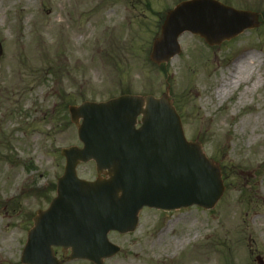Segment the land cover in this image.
Segmentation results:
<instances>
[{"label": "rangeland", "instance_id": "obj_1", "mask_svg": "<svg viewBox=\"0 0 264 264\" xmlns=\"http://www.w3.org/2000/svg\"><path fill=\"white\" fill-rule=\"evenodd\" d=\"M181 1L0 0V264H23L34 217L57 196L61 149L82 145L69 106L127 93H167L225 190L209 210L145 208L134 232L110 233L122 249L104 264H264V0H220L260 25L218 46L184 33L181 53L158 65L153 41ZM255 57L249 80L219 97ZM78 174L94 180L95 162Z\"/></svg>", "mask_w": 264, "mask_h": 264}, {"label": "water", "instance_id": "obj_2", "mask_svg": "<svg viewBox=\"0 0 264 264\" xmlns=\"http://www.w3.org/2000/svg\"><path fill=\"white\" fill-rule=\"evenodd\" d=\"M259 25V13L252 10L219 0L183 1L167 12L150 59L158 65L168 63L181 52L178 39L184 32L214 46ZM70 114L83 147L62 149L65 172L58 179L57 196L34 218L22 253L24 264H63L54 247H62L64 256L71 250L70 260L103 264L120 250L108 233L134 231L143 206L213 208L222 197L225 186L219 165L207 158L198 142L186 139L166 94L85 102L71 106ZM90 160L99 175L95 181L77 175V166ZM102 173L107 177H100Z\"/></svg>", "mask_w": 264, "mask_h": 264}, {"label": "bare ground", "instance_id": "obj_3", "mask_svg": "<svg viewBox=\"0 0 264 264\" xmlns=\"http://www.w3.org/2000/svg\"><path fill=\"white\" fill-rule=\"evenodd\" d=\"M242 60V57L241 58H238L236 60V69L238 68V66L240 65V62ZM256 61V57L252 59V62H247L246 66H241L242 68V71L238 72L236 71L234 76L230 79V80H226L218 89H217V95L220 97L224 94H226L227 90H228V87H231V86H236V85H239L240 83H243V82H247L251 76V70H250V67L251 65ZM239 64V65H238ZM240 68V67H239ZM260 80H257L255 81L254 85H253V88L256 89L258 88V86L260 85L259 83ZM247 91H249V89H247ZM183 240H180V244H182Z\"/></svg>", "mask_w": 264, "mask_h": 264}]
</instances>
